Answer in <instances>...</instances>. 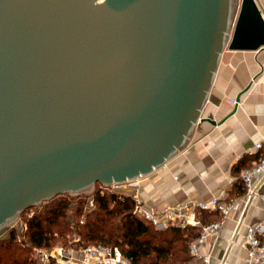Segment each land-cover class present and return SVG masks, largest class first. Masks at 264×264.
Listing matches in <instances>:
<instances>
[{
  "label": "water",
  "instance_id": "obj_1",
  "mask_svg": "<svg viewBox=\"0 0 264 264\" xmlns=\"http://www.w3.org/2000/svg\"><path fill=\"white\" fill-rule=\"evenodd\" d=\"M226 47L264 48L259 0H0V231L220 122L202 110Z\"/></svg>",
  "mask_w": 264,
  "mask_h": 264
},
{
  "label": "crops",
  "instance_id": "obj_2",
  "mask_svg": "<svg viewBox=\"0 0 264 264\" xmlns=\"http://www.w3.org/2000/svg\"><path fill=\"white\" fill-rule=\"evenodd\" d=\"M259 1L264 14V0ZM239 93L238 102H233ZM202 114L220 122L197 121L182 149L141 176L137 189L126 186L121 191L131 195L138 192L146 207L157 210L214 196L229 200L242 195L241 170L263 154L253 145L264 141V48H224ZM240 160L241 166L237 167ZM253 183L259 192L264 191V173L255 176ZM263 218L258 195L240 200L220 233L200 244V253H210V264H222L223 260L246 264L242 237L249 223ZM233 237L236 242L230 243ZM191 255L192 260L199 259Z\"/></svg>",
  "mask_w": 264,
  "mask_h": 264
},
{
  "label": "trees",
  "instance_id": "obj_3",
  "mask_svg": "<svg viewBox=\"0 0 264 264\" xmlns=\"http://www.w3.org/2000/svg\"><path fill=\"white\" fill-rule=\"evenodd\" d=\"M241 163L240 160L237 167ZM242 185L240 193L246 189L243 182ZM93 186L90 194L85 191L76 194L64 192L24 209L19 215L25 223L23 234L20 235L11 225L6 234L0 236V264H31V247L48 246L54 233L52 227L56 224L64 231L77 228V235L81 236L78 240L64 235L71 245L82 244L83 239L116 245L132 264H179L192 260L189 243L199 235L200 226L172 224L164 228L156 227L133 212L134 198L122 192V188L103 187L99 182ZM89 199L94 204L85 210ZM69 208L84 214V218L70 219L66 213ZM197 214L202 223L219 217V212L206 209H197Z\"/></svg>",
  "mask_w": 264,
  "mask_h": 264
},
{
  "label": "built area",
  "instance_id": "obj_4",
  "mask_svg": "<svg viewBox=\"0 0 264 264\" xmlns=\"http://www.w3.org/2000/svg\"><path fill=\"white\" fill-rule=\"evenodd\" d=\"M235 102V99H232ZM254 149H262L263 154L252 165L241 170V180L245 185L242 195L229 200H221L217 196L197 202H188L176 206H166L157 210L148 208L143 204L138 192H135L133 212L150 221L159 228H164L172 224L181 226H200L199 235L189 243L191 253L199 259L183 262L181 264H210V253L201 254L199 246L211 236L220 233L226 219L240 200H249L258 195L261 199V209L264 213V191L259 192L253 183V178L264 173V141H256ZM141 177L130 179L120 183L109 185L112 189H121L126 186L139 187ZM103 187H108L104 186ZM197 209H216L219 217L202 223L197 214ZM236 239H230V243H235ZM241 245L246 250V264H264V218L262 220L249 223L241 240ZM38 264H132L121 249L112 244L98 242L87 244L74 251L72 248H50L43 249L34 247ZM222 264H230L226 260Z\"/></svg>",
  "mask_w": 264,
  "mask_h": 264
},
{
  "label": "rangeland",
  "instance_id": "obj_5",
  "mask_svg": "<svg viewBox=\"0 0 264 264\" xmlns=\"http://www.w3.org/2000/svg\"><path fill=\"white\" fill-rule=\"evenodd\" d=\"M94 186H91L87 191H85L86 193L90 194L92 189H93ZM71 193V192H69ZM72 194H76V193H72ZM48 200V199H47ZM45 201V200H44ZM43 202V201H42ZM94 204V202L92 201V199H89L87 204H86V207L84 208L85 210L89 209L92 205ZM45 209V208H44ZM35 209L33 210H29L26 214H31L32 211H34ZM66 213L69 215V218L70 219H75V220H78V219H83L84 218V214L76 211V213L74 212L73 209L69 208L66 210ZM20 215V214H19ZM19 215H17L16 219H14L12 221V223L10 224H7L1 231H0V236L2 235H5L6 234V229L8 227H10L11 225L15 226L17 231H19V234L22 235L23 234V231L25 229V223L22 222V220L19 219ZM23 218V221H24V217L22 216ZM65 220H63V224H65L66 226V222H64ZM61 225V224H60ZM68 228L70 227L68 224H67ZM59 226L56 224V225H53L52 227V230H53V234H52V237L50 238V242H49V245L48 246H37V247H41L43 249H50V248H58V247H62V248H72L74 249V251L78 250L80 247L84 246V245H87V244H94V243H98V242H95L96 240H84L83 239V243L82 244H78V245H74V244H70V241H66V239L64 238V235H66V237L68 238H73L75 240H78L79 238H81L80 235H77V228L76 227H72L70 229H68L67 231H64L62 227H59ZM60 234H59V232ZM63 234H62V233ZM18 239V237H17ZM192 241V240H191ZM190 241V242H191ZM36 246V245H35ZM35 246H32L31 249H30V254L29 256L31 257V259L33 260V262H31V264H38V260L36 258V255H35V250H34V247ZM189 250H190V247H189ZM191 252V251H190ZM188 261H194L196 262L197 260H188ZM188 261H185V262H188ZM36 262V263H35ZM181 264V263H180Z\"/></svg>",
  "mask_w": 264,
  "mask_h": 264
}]
</instances>
